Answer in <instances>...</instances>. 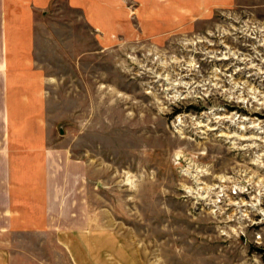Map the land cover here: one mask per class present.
Wrapping results in <instances>:
<instances>
[{
	"label": "rangeland",
	"instance_id": "rangeland-1",
	"mask_svg": "<svg viewBox=\"0 0 264 264\" xmlns=\"http://www.w3.org/2000/svg\"><path fill=\"white\" fill-rule=\"evenodd\" d=\"M35 1L98 263L264 264V0Z\"/></svg>",
	"mask_w": 264,
	"mask_h": 264
},
{
	"label": "crops",
	"instance_id": "crops-1",
	"mask_svg": "<svg viewBox=\"0 0 264 264\" xmlns=\"http://www.w3.org/2000/svg\"><path fill=\"white\" fill-rule=\"evenodd\" d=\"M32 5L0 0V264H101L92 175L48 120L45 28Z\"/></svg>",
	"mask_w": 264,
	"mask_h": 264
}]
</instances>
